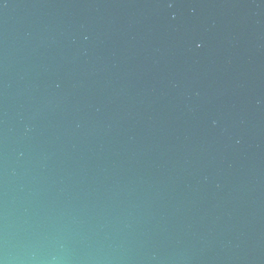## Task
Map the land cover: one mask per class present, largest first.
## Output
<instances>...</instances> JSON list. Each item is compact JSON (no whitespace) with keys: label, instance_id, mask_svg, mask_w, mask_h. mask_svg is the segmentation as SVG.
I'll list each match as a JSON object with an SVG mask.
<instances>
[{"label":"water","instance_id":"95a60500","mask_svg":"<svg viewBox=\"0 0 264 264\" xmlns=\"http://www.w3.org/2000/svg\"><path fill=\"white\" fill-rule=\"evenodd\" d=\"M2 264H264V0H0Z\"/></svg>","mask_w":264,"mask_h":264},{"label":"clouds","instance_id":"9594fccd","mask_svg":"<svg viewBox=\"0 0 264 264\" xmlns=\"http://www.w3.org/2000/svg\"><path fill=\"white\" fill-rule=\"evenodd\" d=\"M0 264H2V262H0Z\"/></svg>","mask_w":264,"mask_h":264}]
</instances>
